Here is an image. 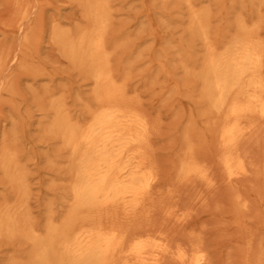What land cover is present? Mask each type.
<instances>
[{"label": "bare ground", "instance_id": "obj_1", "mask_svg": "<svg viewBox=\"0 0 264 264\" xmlns=\"http://www.w3.org/2000/svg\"><path fill=\"white\" fill-rule=\"evenodd\" d=\"M33 1L43 2L5 0L3 28L12 32L0 46V88L13 108L22 79L49 83L29 90L42 132L57 145L51 163L60 172L62 201L42 219L33 214L16 138L3 133L0 172L13 197L0 203V242L22 264H214L197 217L225 204L242 229V263L264 264L245 228L243 190L250 186L264 202V17L238 15L225 38L214 29L210 0H171L160 12L181 34L165 36L155 78L192 101L166 171L154 145L163 117L147 112L131 91L142 52L115 29L117 0H67L79 12L69 20L34 18ZM228 1L216 2L224 9L220 20L227 19ZM230 1L249 11L260 0ZM43 42L90 86L88 97L75 93L79 113L54 74L34 62Z\"/></svg>", "mask_w": 264, "mask_h": 264}, {"label": "rangeland", "instance_id": "obj_2", "mask_svg": "<svg viewBox=\"0 0 264 264\" xmlns=\"http://www.w3.org/2000/svg\"><path fill=\"white\" fill-rule=\"evenodd\" d=\"M170 1L117 0L115 8V29L129 33L134 39L133 42L139 45V51L142 52V56L135 63V68L131 73V91L139 95L143 108L147 112L153 116L160 112L163 117L161 134L155 138L154 145L157 157L166 171L169 170L175 157L180 137L178 131L180 129L179 121L182 120L180 117L188 114L190 102H192L184 95L175 97L168 81L155 78V72L158 69L154 62H156L161 49L165 47V36L170 32L175 37L181 34L176 25L167 26L160 16V12L168 6ZM217 1L210 0L209 2L215 17L213 26L214 29H221L225 38L235 31L234 19L238 15L249 19L255 18L256 15L264 17V0L258 1L249 11L242 7V3L238 2L232 7V1L229 0L225 4V7L226 5L228 7L227 19L220 20L221 10L217 9ZM9 9L5 0H0V46L12 32L10 28L5 27V31L3 28L4 24L9 22ZM32 11L34 18L41 14L47 18L57 16L64 20L79 17L77 7L67 0H43L42 3L35 1ZM223 12L224 9L221 14ZM262 31L264 37V26ZM13 38L14 52L17 57H20V34L14 33ZM34 62L45 66L54 74L57 78L56 84L62 87L67 97L70 96L68 98L70 105L76 113H79L81 102H75V93L81 94L82 97L89 96L90 86L86 84V80L51 52L47 42H43L41 45ZM16 64L17 61L12 62L11 69L16 68ZM44 85H49V83L44 81L36 83L22 79L18 89L20 95L15 99L13 108L7 101L9 97L3 94L0 88V97L6 98V102L3 101V106L0 107V138L3 133H9L13 135L12 138H16L22 163L27 170L31 210L38 219L43 218L48 207L59 208L62 201L60 172L51 163L57 145L53 144V141H50L42 132L38 123L41 112L29 90L38 89ZM172 102L175 103L171 107ZM243 190L247 193L249 200L245 228L254 239L255 249L262 253L264 259V226L259 224L264 220V202L259 203L257 193L250 186L243 187ZM12 197L13 193L0 172V203L5 199H12ZM227 212L225 204L221 205L219 209L201 212L197 217V226L204 227L205 242L211 251L214 264H243L242 243L239 238L242 229L235 226L234 218ZM12 256L16 257L12 259ZM17 256L10 244L0 242V264H22Z\"/></svg>", "mask_w": 264, "mask_h": 264}]
</instances>
